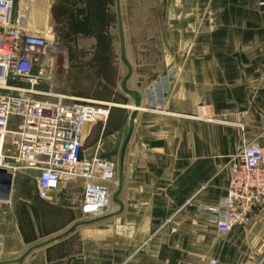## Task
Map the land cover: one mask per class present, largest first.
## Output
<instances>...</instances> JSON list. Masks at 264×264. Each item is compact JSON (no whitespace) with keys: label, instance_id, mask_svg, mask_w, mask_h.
I'll use <instances>...</instances> for the list:
<instances>
[{"label":"crops","instance_id":"crops-1","mask_svg":"<svg viewBox=\"0 0 264 264\" xmlns=\"http://www.w3.org/2000/svg\"><path fill=\"white\" fill-rule=\"evenodd\" d=\"M42 1H33V17L45 15ZM259 1L165 0L158 36L165 66L140 103L111 105L103 122L81 129L82 156L96 147L115 166L105 212L81 216L82 182L60 183L47 199L35 198L53 212L38 232L30 201L18 210L11 188L0 202V264H205L210 257L264 264V209L218 236L198 208L225 194L227 161L241 145L264 148ZM157 104L163 114L149 111ZM201 107L214 123L192 119ZM72 186L80 190L76 206L59 205Z\"/></svg>","mask_w":264,"mask_h":264},{"label":"built area","instance_id":"built-area-1","mask_svg":"<svg viewBox=\"0 0 264 264\" xmlns=\"http://www.w3.org/2000/svg\"><path fill=\"white\" fill-rule=\"evenodd\" d=\"M33 1L0 0V169L11 178L33 173L39 201L60 183L80 181V215L99 217L107 207L115 166L98 157L96 147L92 156H82L81 129L103 122L110 107L52 93V62L59 59L61 68L67 64L49 31L28 23L26 11ZM258 6L264 13V0ZM149 111L163 112L158 104ZM192 119L214 123L206 107ZM227 162L225 194L214 205L198 206L218 236L248 225L252 213L264 209V148L248 142ZM205 264L217 260L210 257Z\"/></svg>","mask_w":264,"mask_h":264},{"label":"rangeland","instance_id":"rangeland-1","mask_svg":"<svg viewBox=\"0 0 264 264\" xmlns=\"http://www.w3.org/2000/svg\"><path fill=\"white\" fill-rule=\"evenodd\" d=\"M41 4L47 6L45 15L33 17L31 4L27 21L49 31L67 64L61 68L59 59L52 62V93L105 103L110 111L140 103L143 90L165 66L158 41L165 0H43ZM43 9L36 10L43 14ZM11 184L15 207L22 210L30 201L38 232L48 228L47 215L53 212L36 204L33 173L22 171ZM72 187L59 205L76 206L80 190Z\"/></svg>","mask_w":264,"mask_h":264},{"label":"water","instance_id":"water-1","mask_svg":"<svg viewBox=\"0 0 264 264\" xmlns=\"http://www.w3.org/2000/svg\"><path fill=\"white\" fill-rule=\"evenodd\" d=\"M129 120V125H131ZM11 180L12 178L4 170L0 169V202H8L11 191Z\"/></svg>","mask_w":264,"mask_h":264},{"label":"trees","instance_id":"trees-1","mask_svg":"<svg viewBox=\"0 0 264 264\" xmlns=\"http://www.w3.org/2000/svg\"><path fill=\"white\" fill-rule=\"evenodd\" d=\"M34 198H35V196H34Z\"/></svg>","mask_w":264,"mask_h":264}]
</instances>
